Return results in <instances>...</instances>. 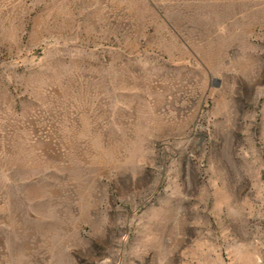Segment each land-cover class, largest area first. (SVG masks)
<instances>
[{
    "label": "rangeland",
    "instance_id": "374dc122",
    "mask_svg": "<svg viewBox=\"0 0 264 264\" xmlns=\"http://www.w3.org/2000/svg\"><path fill=\"white\" fill-rule=\"evenodd\" d=\"M0 264H264V0H0Z\"/></svg>",
    "mask_w": 264,
    "mask_h": 264
}]
</instances>
